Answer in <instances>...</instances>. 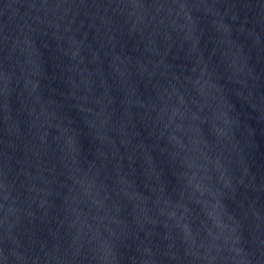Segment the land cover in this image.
Returning <instances> with one entry per match:
<instances>
[{
    "label": "water",
    "instance_id": "obj_1",
    "mask_svg": "<svg viewBox=\"0 0 264 264\" xmlns=\"http://www.w3.org/2000/svg\"><path fill=\"white\" fill-rule=\"evenodd\" d=\"M0 264H264V0H0Z\"/></svg>",
    "mask_w": 264,
    "mask_h": 264
}]
</instances>
